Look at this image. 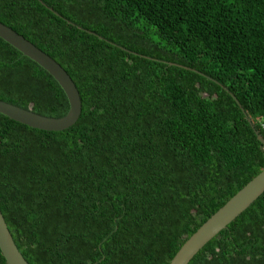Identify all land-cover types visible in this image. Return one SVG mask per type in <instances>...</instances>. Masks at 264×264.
<instances>
[{"label":"trees","instance_id":"trees-1","mask_svg":"<svg viewBox=\"0 0 264 264\" xmlns=\"http://www.w3.org/2000/svg\"><path fill=\"white\" fill-rule=\"evenodd\" d=\"M0 21L60 63L83 101L62 132L0 113V209L29 264H170L264 170L230 94L264 136V0H0ZM0 99L70 110L2 38ZM189 264H264V194Z\"/></svg>","mask_w":264,"mask_h":264},{"label":"water","instance_id":"water-1","mask_svg":"<svg viewBox=\"0 0 264 264\" xmlns=\"http://www.w3.org/2000/svg\"><path fill=\"white\" fill-rule=\"evenodd\" d=\"M0 38L5 40L22 54L44 68L62 87L70 103V110L66 116L54 118L37 114L32 109H24L0 99V113L19 123L43 131L62 132L73 127L82 115L83 101L79 89L65 68L50 55L26 39L23 35L19 34L11 27L3 24L1 21ZM171 66L183 67L173 63H171ZM185 68L197 72L194 69H190L188 67ZM230 94L238 103V105H240L248 122L254 129L258 140L261 142L264 148V136L259 130H257L252 118L245 111L237 97L233 93ZM263 194L264 170L254 179H252L235 196H233L215 214H213L183 244L170 264H189L191 260L200 252V250H202L212 239L225 230L243 212L250 208V206ZM0 249L7 264H29L17 247L1 209Z\"/></svg>","mask_w":264,"mask_h":264},{"label":"built area","instance_id":"built-area-1","mask_svg":"<svg viewBox=\"0 0 264 264\" xmlns=\"http://www.w3.org/2000/svg\"><path fill=\"white\" fill-rule=\"evenodd\" d=\"M259 124H260L261 130H262L263 133H264V121L261 120V121L259 122Z\"/></svg>","mask_w":264,"mask_h":264},{"label":"clouds","instance_id":"clouds-1","mask_svg":"<svg viewBox=\"0 0 264 264\" xmlns=\"http://www.w3.org/2000/svg\"><path fill=\"white\" fill-rule=\"evenodd\" d=\"M264 134V133H263Z\"/></svg>","mask_w":264,"mask_h":264}]
</instances>
